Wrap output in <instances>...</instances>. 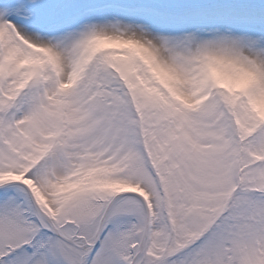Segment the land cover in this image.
<instances>
[{
    "label": "snow or ice",
    "instance_id": "6c2138e0",
    "mask_svg": "<svg viewBox=\"0 0 264 264\" xmlns=\"http://www.w3.org/2000/svg\"><path fill=\"white\" fill-rule=\"evenodd\" d=\"M0 264H264V0H0Z\"/></svg>",
    "mask_w": 264,
    "mask_h": 264
}]
</instances>
